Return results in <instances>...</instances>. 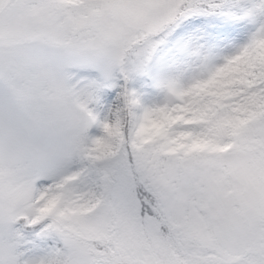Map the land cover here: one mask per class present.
<instances>
[{"label":"snow or ice","instance_id":"1","mask_svg":"<svg viewBox=\"0 0 264 264\" xmlns=\"http://www.w3.org/2000/svg\"><path fill=\"white\" fill-rule=\"evenodd\" d=\"M0 264H264V0H0Z\"/></svg>","mask_w":264,"mask_h":264}]
</instances>
